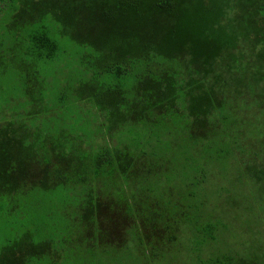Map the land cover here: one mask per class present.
<instances>
[{
    "label": "trees",
    "instance_id": "trees-1",
    "mask_svg": "<svg viewBox=\"0 0 264 264\" xmlns=\"http://www.w3.org/2000/svg\"><path fill=\"white\" fill-rule=\"evenodd\" d=\"M2 2L0 264L58 262L60 210L94 254L253 264L224 201L264 194V0Z\"/></svg>",
    "mask_w": 264,
    "mask_h": 264
},
{
    "label": "rangeland",
    "instance_id": "rangeland-1",
    "mask_svg": "<svg viewBox=\"0 0 264 264\" xmlns=\"http://www.w3.org/2000/svg\"><path fill=\"white\" fill-rule=\"evenodd\" d=\"M14 0H3L2 5L9 7ZM4 13H11V10L5 9ZM230 197H226L225 201L230 202L229 210L224 214V219L234 222L233 233L237 235L236 242L239 249L245 252H251V261L253 264H264V194L254 192V195L249 192L238 191V187H234ZM237 201L236 206H232ZM229 206V205H228ZM7 206H0V225L10 228L9 233L13 230H20L22 226L21 215L18 212L9 213ZM27 211V209H25ZM3 214V215H1ZM59 215L56 219L54 211L49 216H45L44 221L39 225L40 237L52 239L53 248L57 247L56 252H60V248L64 249L63 257L60 260L54 261L53 257L44 255L39 259H32L29 264H140L142 263L141 255L133 244L125 246L119 251L111 250L107 254H94L79 246L76 242L72 246H66L70 240V232L67 227L68 217L62 210L56 211ZM249 216L258 222L254 223V232L250 230L245 223V217ZM24 219V218H23ZM38 222V220H36ZM61 222V225L58 223ZM55 224V226L53 225ZM58 226V227H56ZM60 226V227H59ZM244 236L249 238L244 240ZM73 240V239H71ZM8 241V235L5 232H0V248ZM253 247V249H252ZM248 248V250H246ZM195 256V255H194Z\"/></svg>",
    "mask_w": 264,
    "mask_h": 264
}]
</instances>
